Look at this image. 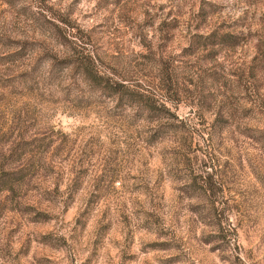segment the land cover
Masks as SVG:
<instances>
[{
	"label": "rangeland",
	"instance_id": "374dc122",
	"mask_svg": "<svg viewBox=\"0 0 264 264\" xmlns=\"http://www.w3.org/2000/svg\"><path fill=\"white\" fill-rule=\"evenodd\" d=\"M0 264H264V0H0Z\"/></svg>",
	"mask_w": 264,
	"mask_h": 264
},
{
	"label": "trees",
	"instance_id": "16d2710c",
	"mask_svg": "<svg viewBox=\"0 0 264 264\" xmlns=\"http://www.w3.org/2000/svg\"><path fill=\"white\" fill-rule=\"evenodd\" d=\"M224 37H230L229 34H225ZM81 64L86 68V72L91 76L93 74L92 77H94V80L97 81H104V77L102 75H100L99 70L94 69V62L92 60V57L88 55V57L86 56H82V60L80 61Z\"/></svg>",
	"mask_w": 264,
	"mask_h": 264
}]
</instances>
